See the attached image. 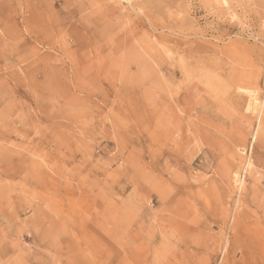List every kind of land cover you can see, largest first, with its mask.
<instances>
[{
  "label": "rangeland",
  "instance_id": "obj_1",
  "mask_svg": "<svg viewBox=\"0 0 264 264\" xmlns=\"http://www.w3.org/2000/svg\"><path fill=\"white\" fill-rule=\"evenodd\" d=\"M0 264H264V0H0Z\"/></svg>",
  "mask_w": 264,
  "mask_h": 264
}]
</instances>
